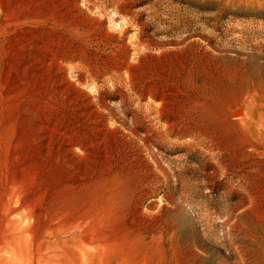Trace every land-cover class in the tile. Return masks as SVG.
Wrapping results in <instances>:
<instances>
[{
	"label": "rangeland",
	"instance_id": "obj_1",
	"mask_svg": "<svg viewBox=\"0 0 264 264\" xmlns=\"http://www.w3.org/2000/svg\"><path fill=\"white\" fill-rule=\"evenodd\" d=\"M0 264H264V0H0Z\"/></svg>",
	"mask_w": 264,
	"mask_h": 264
}]
</instances>
